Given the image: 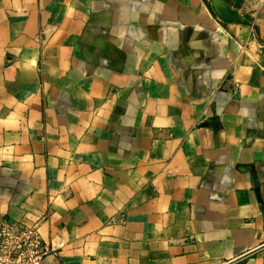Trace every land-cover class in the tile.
<instances>
[{"label":"crops","instance_id":"crops-1","mask_svg":"<svg viewBox=\"0 0 264 264\" xmlns=\"http://www.w3.org/2000/svg\"><path fill=\"white\" fill-rule=\"evenodd\" d=\"M223 1L242 22L210 0H0V218L64 243L40 264L264 243V0Z\"/></svg>","mask_w":264,"mask_h":264},{"label":"built area","instance_id":"built-area-1","mask_svg":"<svg viewBox=\"0 0 264 264\" xmlns=\"http://www.w3.org/2000/svg\"><path fill=\"white\" fill-rule=\"evenodd\" d=\"M63 245L42 240L35 225L0 218V264H40L44 256L55 254Z\"/></svg>","mask_w":264,"mask_h":264},{"label":"water","instance_id":"water-1","mask_svg":"<svg viewBox=\"0 0 264 264\" xmlns=\"http://www.w3.org/2000/svg\"><path fill=\"white\" fill-rule=\"evenodd\" d=\"M210 5L211 8L213 10V12L215 13V15L225 21H239L242 22L243 21V17L241 16V14L238 13L237 10H234L232 8H230V5L223 1V0H210ZM212 121L208 120L206 123L210 124ZM264 248V243L260 244L259 246L227 261L224 264H234L252 254H254L255 252L261 250Z\"/></svg>","mask_w":264,"mask_h":264}]
</instances>
